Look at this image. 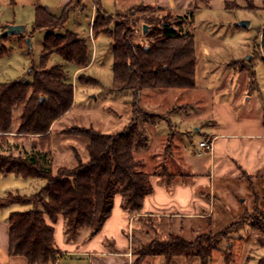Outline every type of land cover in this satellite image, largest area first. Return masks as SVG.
Instances as JSON below:
<instances>
[{"label": "trees", "instance_id": "trees-1", "mask_svg": "<svg viewBox=\"0 0 264 264\" xmlns=\"http://www.w3.org/2000/svg\"><path fill=\"white\" fill-rule=\"evenodd\" d=\"M78 2L82 0H71L58 16L44 5L35 6L32 30L48 29L43 39L40 65L32 68L33 79L30 82H0V175L13 173L40 177L45 181L36 193H9L0 197V206L12 200L33 203L32 208L15 210L8 216L9 252L24 256L29 264H53L59 249L52 223L60 216L63 218L64 236L68 241L74 240L82 228L87 229L89 235H94L110 216L114 197L119 195L122 210L136 216L132 230V264H141L150 255H160L166 262L178 256H197L198 264H211L215 243L227 238L239 227L240 221L213 233L209 217L191 219L188 230L193 232L196 229L197 232L188 237L184 233L187 228L182 225V219L178 222L177 232L169 228L163 234V219L140 214L146 196L152 191L151 176L159 177L167 185L180 178L186 181L187 175L169 172L166 162L158 165V171L155 168L151 172L143 170L137 152L147 146L151 134L148 128L151 130L158 118L155 113L148 115L139 106L141 92L187 90L195 86L197 57L191 32H183L178 25L162 22L159 31L148 33L151 36L148 43L140 44L127 18L115 23L112 29L108 28L111 20H104V14L108 13L96 0L91 28H101L111 37L112 88L115 92L130 94L127 102L131 104L133 117L129 124L115 133L99 132L91 126L62 130L88 139L89 159L82 162L75 151L77 164L74 167H60L52 172L50 150L41 148L39 143L44 140L50 143V125L71 107L74 87L66 80L62 65L48 67L46 61L56 53L79 67L89 63L84 38L72 31L64 34L54 32L63 26L70 10ZM261 45L264 48V27ZM78 81L82 84L97 83L96 79L83 74L78 76ZM147 115L152 119L148 121ZM27 139L31 141L29 149L24 146ZM255 209L260 211L257 207ZM168 220L171 219H166V222ZM254 224L253 228H261ZM230 257L229 251L224 252L225 264L229 263ZM258 264H264V256Z\"/></svg>", "mask_w": 264, "mask_h": 264}, {"label": "rangeland", "instance_id": "rangeland-1", "mask_svg": "<svg viewBox=\"0 0 264 264\" xmlns=\"http://www.w3.org/2000/svg\"><path fill=\"white\" fill-rule=\"evenodd\" d=\"M38 1L42 5H47L54 15L61 14L63 6L59 4L60 0ZM98 1L102 9L108 13L104 14V20L107 18L111 20L108 28L112 29L115 23L127 18L128 25L134 29L136 41L140 44L148 43L151 37L148 33L159 31V25L162 22L178 25L183 32L189 31L193 34L197 57L195 88L143 90L139 101V106L148 115L155 113L158 116L155 122L163 120L159 126H153L151 130L148 128L150 130L148 133H151L149 142L145 149L137 152L138 158L141 159L142 169L151 172L155 168L158 171V165L166 162L165 166L169 172L184 174L186 172L183 165L185 160L181 158L182 148L178 144V138L182 135L181 131L186 132L189 129L188 135L182 137V142H185L187 155L196 158V151L200 149L199 142L205 136V120L211 112L213 99L228 97L236 108H241L245 104L248 105L250 99L261 101L264 98V48L261 45L264 1ZM30 4L29 0L8 2L0 0V34L1 27L13 21L21 22L16 24H25V30L28 32V36L24 39H21L17 33L0 37V82L14 80L30 82L33 79L32 68L40 65L43 39L48 29L32 30L33 9ZM73 7L63 26L55 29L54 32L64 34L66 31H72L84 38L88 48L89 63L83 66L84 68L79 67L73 62L63 60L56 53L51 54L47 59L46 66L48 67L54 64L62 65L66 80L74 87L72 108L66 115V120H59V126L58 124L54 126L53 133L56 136L61 135L60 137H63L62 134L78 136L62 132L74 126H91L94 130L103 133L118 132L129 124L133 113L131 104L127 102L130 94L118 93L112 88L111 37L101 28L99 30L91 28L97 8L96 0H83L81 4L78 2ZM241 21L248 23L244 26L240 24ZM144 24L147 25L145 32H143ZM26 38H29V41ZM81 74L96 79L97 83H80L78 76ZM247 84L248 87H246ZM129 109L130 118L127 117ZM175 113H180L186 119L194 118V125H188L191 122L182 120ZM148 115L149 121L152 118ZM128 118L129 120L126 121ZM63 122L66 126L61 129ZM24 144L28 149L31 148L30 140H25ZM39 145L41 148L49 149L52 156L51 132L50 143L44 140ZM72 150L74 153L77 152L76 149ZM16 152L17 150L14 151ZM259 180H256L254 186L261 196L262 207L260 209L263 212L256 210L255 207L250 208V203L243 201L240 202L243 213L236 219L233 217L236 212L227 211L226 215H219L215 223H211L212 232L217 233L231 222L240 221L238 230H234L227 238L215 243L211 264H225L224 252L227 251L231 253L228 264H258L259 259L264 256V183H260ZM32 188H34V183L21 176L0 175V197L9 193L29 194L34 192ZM25 205L27 202L12 200L3 205L2 209L10 207L18 209ZM247 207H249L248 210H246ZM178 221L176 219L173 223L170 221L169 224V221L163 220L161 232L164 234L169 228L177 232ZM254 222L261 228H253ZM182 225L187 228L184 233L188 237H193L197 232L196 229L193 232L188 230V220L183 221ZM105 244L112 245V241L106 240Z\"/></svg>", "mask_w": 264, "mask_h": 264}, {"label": "crops", "instance_id": "crops-1", "mask_svg": "<svg viewBox=\"0 0 264 264\" xmlns=\"http://www.w3.org/2000/svg\"><path fill=\"white\" fill-rule=\"evenodd\" d=\"M29 1L33 9L34 21L35 6L40 2L38 0ZM70 1L60 0L59 4L64 7ZM44 6L50 11L47 5ZM7 23L16 24L21 22ZM8 24L3 25L1 30L3 31ZM262 24L264 25V21ZM19 25H22L23 28L17 34L21 36V39H24L28 36V32L25 30V24ZM246 87H248V84ZM72 105L50 125L49 131L51 132L53 147L51 163L53 173L60 167L72 168L77 164L72 149L77 150L83 162H86L89 157L86 149L88 143L86 138L63 134V137H60L61 135L56 136L53 133L54 126L56 124L59 126V120H66L65 117L70 112ZM130 113L129 109L127 117ZM175 114H178L182 120L191 122L188 125H194V118L186 119L180 113ZM263 117L264 98L261 101L250 99L249 104H245L241 108H236L228 97L213 99L211 112L205 120V136L201 139V141L210 142L211 148L206 149L201 146L200 141V149L195 154L197 157H189L186 153L185 142H182V137L188 135L189 129L186 131L187 133L181 131L182 135L178 138V144L182 148L181 158L183 157L185 160L183 165L186 169L184 173L187 175L186 181H183L184 178H180L176 182L167 185L159 177L151 176L152 191L146 196L140 214L143 216L151 215L163 220L170 218L171 220L168 221H172V223L176 219L180 222L181 219L189 221L209 216L213 224L219 215L224 216L227 211L236 212L233 215L235 219L240 216L243 213L240 202L243 201L250 203V208L257 207L262 211L260 209L262 207L260 204L261 196L257 193L254 183L258 179H260V183H264ZM168 120L170 121V118ZM161 121L163 120L155 122L154 126H159ZM62 124L61 129L66 126L65 122ZM9 174L21 176L13 173ZM21 177L34 183V188H32L34 192L23 195L38 192L45 182L40 177ZM32 206V202H27V205L18 209L13 207L2 209L4 206H0V264H29L24 256L12 255L9 252L8 216L12 211L27 210ZM38 206L40 208V205ZM248 209L249 207L246 208V210ZM135 218L136 216L129 215L122 210L121 196L116 195L110 216L97 233L89 235L88 230L82 228L74 240L68 241L64 236L63 218L58 217L52 223L54 240L59 249L57 259L53 264H132V230L135 226ZM106 240H111L112 245H106ZM213 252L214 250L212 255ZM141 264H198V258L193 256L189 259L178 256L166 262L160 255H150Z\"/></svg>", "mask_w": 264, "mask_h": 264}, {"label": "water", "instance_id": "water-1", "mask_svg": "<svg viewBox=\"0 0 264 264\" xmlns=\"http://www.w3.org/2000/svg\"><path fill=\"white\" fill-rule=\"evenodd\" d=\"M247 21H241L240 24L241 25H247ZM23 26L19 25V24H8L6 25V27L3 29V31H1L0 37L3 35H7V34H12V33H19L22 31ZM147 25L144 24L143 25V32L146 31ZM27 41H29L28 38H26ZM42 98V97H41Z\"/></svg>", "mask_w": 264, "mask_h": 264}, {"label": "built area", "instance_id": "built-area-1", "mask_svg": "<svg viewBox=\"0 0 264 264\" xmlns=\"http://www.w3.org/2000/svg\"><path fill=\"white\" fill-rule=\"evenodd\" d=\"M262 125L264 127V117H263ZM200 145L205 147L206 149H210L211 148V143L207 142L206 140L201 141Z\"/></svg>", "mask_w": 264, "mask_h": 264}]
</instances>
